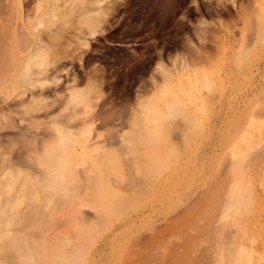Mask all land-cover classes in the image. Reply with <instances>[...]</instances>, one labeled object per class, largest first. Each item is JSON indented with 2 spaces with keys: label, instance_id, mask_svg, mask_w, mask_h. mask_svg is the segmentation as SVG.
I'll use <instances>...</instances> for the list:
<instances>
[{
  "label": "rangeland",
  "instance_id": "374dc122",
  "mask_svg": "<svg viewBox=\"0 0 264 264\" xmlns=\"http://www.w3.org/2000/svg\"><path fill=\"white\" fill-rule=\"evenodd\" d=\"M12 1H0V11L8 12H0V16L6 18V23L0 26V199L6 196L5 186L14 181L8 206L9 209L14 207L10 213L17 214L19 219L10 223L7 229L2 225L0 236L28 238L35 251V260H20L15 254L9 255L12 249L7 247L6 240H0V264H41L44 253L53 254L55 249L81 252V264H232L238 252L244 253L243 264H264V42L259 41L256 31L258 16L264 17V0H204L203 12L209 28L206 35H202L199 26L184 27L183 22L189 17L179 0H104L106 4L100 2L104 6L97 3L95 5L100 6L93 5L96 10L91 11L83 10L87 0ZM28 1L34 2L29 4ZM188 2L189 6L197 5L193 0ZM36 3L37 6L41 4L39 8ZM38 11L42 12L39 14ZM24 13L30 16L31 27ZM33 16L37 26L32 23ZM85 16L94 18L97 26L91 29L83 21ZM243 16L250 20L246 31H243ZM3 28L9 33L2 31ZM245 32L248 53L242 58L238 52ZM55 37H60V41ZM39 40L42 43H38ZM24 46L28 48L25 52ZM67 49L72 51L67 52ZM54 51L58 52L55 54L58 57ZM73 51H76L74 56ZM29 52L34 54L33 58L43 59L44 64L48 60L49 64L33 66L29 76L31 81L21 85L25 91L20 87V92L24 91L20 96L13 87L16 77L26 66L28 57L25 55ZM61 52L66 58L72 55L67 60L65 55H60ZM51 53L53 60L47 58L48 54L53 56ZM62 56L63 61L58 62ZM19 60L23 61L18 67ZM183 61L192 68L193 64H199L200 68L214 75L213 88L217 97L211 100L209 113L203 114L204 122L217 115L228 119L223 126L213 130H209L210 126L206 124L203 131L208 136L189 144L171 138L155 141L154 146L156 143L157 146L154 148L159 149L161 158L163 156L156 162L164 164L160 171H153L142 159L143 153L151 149V142L122 141L121 135L131 132L134 121L143 117L145 106L155 105L165 114L162 88L167 85L164 83L169 72L179 77L175 67L176 64L181 67ZM61 71L62 81L57 84ZM76 77L79 78L77 83ZM41 80L50 83L39 88L43 84ZM6 88L9 93L4 92ZM77 88L84 91L82 98L89 101L86 107L83 106L85 109L80 104L74 107V103L69 104L71 99L68 98L69 103L66 99L71 94L68 92ZM42 99H46L44 103L48 107ZM54 102L67 108L49 107ZM40 103L47 110L52 108V112H43L46 109L43 107L37 112ZM251 121L255 123L252 126ZM49 125L54 127L51 131ZM47 128L49 131H45ZM58 128L73 134L78 153L82 151V145L89 146L90 154L85 151L89 160L85 163L77 161L70 172L73 177L70 197L47 190L44 186L46 172L34 161L58 144L61 138ZM176 129L165 123L161 135L164 137L163 134ZM219 130L221 136L217 134ZM58 131L60 134L54 133ZM257 142L260 144L248 151L249 146ZM171 148L175 150L173 155L176 153L173 160L167 158ZM206 149L209 151L205 152ZM211 150L217 155L211 156ZM109 157L115 160V168L106 163ZM247 161L249 168L239 172L236 164ZM213 174L215 178L209 182ZM206 181L209 183L205 185ZM235 181L252 185V199L236 217L216 221L218 206L222 204L220 200L228 196ZM24 188L25 194L21 192ZM192 192L194 194L190 197ZM33 196L39 197V201H34ZM49 196L54 198L52 204L46 200ZM103 196L108 201L111 197L115 200L105 206ZM198 206L204 207L206 213L200 220L206 239L199 244L193 239L194 229L190 232L191 238L186 240L182 229L177 227L185 216H193ZM222 224L228 234L222 235L214 230V226ZM21 253L26 252L21 250Z\"/></svg>",
  "mask_w": 264,
  "mask_h": 264
},
{
  "label": "bare ground",
  "instance_id": "6f19581e",
  "mask_svg": "<svg viewBox=\"0 0 264 264\" xmlns=\"http://www.w3.org/2000/svg\"><path fill=\"white\" fill-rule=\"evenodd\" d=\"M1 2H4V1H2V0H0ZM14 1V0H13ZM12 1V2H13ZM34 1H36V0H34ZM34 1H31L32 3L34 2ZM57 1V0H56ZM69 1V0H68ZM103 1V3H105V1L104 0H87L86 2H85V6H83L84 8H83V10H86V11H91V10H96V9H94V8H92V6L94 5L95 7H99L101 4H100V2H102ZM123 1V0H122ZM126 1V0H125ZM189 0H179V5H182V6H184V8L186 7V10H185V13L187 14V16L189 17V19H188V21H184L183 22V24H184V27L187 29H189V28H191L192 26L193 27H197V26H199L198 28H200L201 30H202V35H206V33H208L209 32V28H208V22H206V20H205V13L203 12V9L205 8L204 7V3H203V1L204 0H193V1H195L196 3H197V5H195V4H193V5H195V6H189V5H187L188 3H190V2H188ZM12 2H10V3H12ZM38 2H41V1H38ZM43 2V1H42ZM109 2V1H108ZM107 2V3H108ZM188 2V3H187ZM27 3H29V1L27 2ZM32 3H29V4H32ZM97 3H99L100 5H95V4H97ZM122 3H124V2H122ZM206 3V2H205ZM13 4V3H12ZM82 4H83V2H82ZM106 4V3H105ZM191 4V3H190ZM3 5V4H2ZM5 5V4H4ZM8 7H10L9 5H11V4H6ZM25 5H27V4H25ZM39 5H41V4H38V6H37V3H36V5L35 6H37L38 8H39ZM45 5V4H44ZM71 5H72V3H71ZM103 5V4H102ZM127 4H125L124 6H126ZM232 5V4H231ZM43 6V5H42ZM93 6V7H94ZM104 6V5H103ZM123 6V7H124ZM1 7V6H0ZM26 8H27V6H25ZM37 7H35V9H37ZM51 7V6H50ZM49 7V8H50ZM102 7V6H101ZM122 7V8H123ZM5 8V7H4ZM25 8V9H26ZM34 8V7H33ZM42 8V7H41ZM44 8V7H43ZM70 8H72V6H70ZM118 8V7H117ZM235 8V7H234ZM12 11H14V6H12ZM31 9H32V6H31ZM34 9V10H35ZM68 9V8H67ZM73 9V8H72ZM72 9L70 10L71 12H72ZM75 9V8H74ZM124 9V8H123ZM48 10V9H47ZM50 10V9H49ZM11 11V12H12ZM33 11V10H32ZM43 11V10H42ZM42 11H38L39 12V14L42 12ZM46 11V10H45ZM58 11V10H57ZM69 11V10H68ZM69 11V12H70ZM113 11V10H112ZM1 13H3V12H7V11H0ZM35 12V11H34ZM37 12V11H36ZM35 12V13H36ZM76 12V11H75ZM119 12H120V10H119ZM0 13V14H1ZM8 13V12H7ZM35 13H33V15L35 16L36 14ZM47 14H48V11L46 12ZM74 13V12H73ZM84 13V12H83ZM178 13V12H177ZM4 14V13H3ZM24 14H26V15H24V16H27V18H26V20H28V17L30 18V16L29 15H27V13H24ZM44 14V13H43ZM51 14V13H50ZM72 14V13H71ZM75 14H77L78 15V13L76 12ZM85 14V13H84ZM87 14H90V13H87ZM93 14V13H92ZM100 14V13H99ZM104 13H103V11H102V15H103ZM119 14V13H118ZM2 15V14H1ZM12 15V14H11ZM46 15V14H45ZM44 15V16H45ZM64 15V14H63ZM69 15V14H68ZM108 15H109V13H108ZM112 15V14H111ZM172 15H174V13H172ZM177 15V14H176ZM198 15H200V17H198L197 18V16ZM13 16V15H12ZM34 16H33V18L32 19H34ZM42 16V15H41ZM49 16V15H48ZM175 16V15H174ZM1 17V16H0ZM38 17V16H37ZM61 17V16H60ZM74 17V16H73ZM100 17V16H99ZM2 18V17H1ZM174 18V17H173ZM172 18V20H176V18H174L173 19ZM187 18V17H186ZM261 18H263V19H261ZM3 19H4V21L5 22H3ZM10 18H8V20H9ZM38 19V18H37ZM80 19H82V18H80ZM79 19V20H80ZM111 19V18H110ZM185 19V18H184ZM25 20V21H26ZM83 20V19H82ZM82 20H81V22H82ZM109 19H107V21H108ZM171 20V19H170ZM171 20V21H172ZM174 20V21H175ZM195 20V21H194ZM2 22H0V26L2 25V23H6V18H5V16L3 15V18H2V20H1ZM33 21H37L36 19H34V20H32V23L33 24H35L36 26H37V24L36 23H38V22H33ZM41 21H42V17H41ZM46 21V20H45ZM84 21V23H86L87 25H89V27L91 28V29H93V28H95L96 26H97V21L93 18H90L89 16H85V19L83 20ZM102 21V20H101ZM103 21H106V19L105 20H103ZM103 21H102V23H103ZM249 18H247V17H244L243 16V25H244V28H243V31H246V26H248L249 25ZM14 22V21H13ZM27 22V21H26ZM48 22V21H47ZM24 23V22H23ZM28 23H29V20H28ZM31 23V22H30ZM29 23V24H30ZM42 23H44L43 21H42ZM77 23H78V21H77ZM76 23V24H77ZM83 23V22H82ZM10 25H11V21H10V23H9ZM106 24V23H105ZM104 24V25H105ZM110 24V23H109ZM20 25V24H19ZM64 25H66V24H64ZM5 27H6V25H4ZM24 26V25H23ZM26 26V25H25ZM36 26H32V27H34V29H35V27ZM111 26V25H110ZM11 27V26H10ZM13 27H14V25H13ZM20 27V26H19ZM30 27H31V24H30ZM102 28H103V25L101 26ZM7 28H9V26H7ZM7 28H5V29H7ZM37 28V27H36ZM65 28V27H64ZM108 28H110V27H108ZM32 29V28H31ZM60 29V28H59ZM83 29V28H82ZM96 29H98V28H96ZM192 29V28H191ZM195 29V28H194ZM64 30V29H63ZM2 31H6V30H4V28H3V30ZM7 31H8V29H7ZM6 31V33H9V31L7 32ZM25 32H26V34L28 35L29 33H27V31L26 30H24ZM74 31V30H73ZM192 31V30H191ZM256 31H257V33H258V38H259V41L261 42V43H263L264 42V17L263 16H258V19H257V28H256ZM1 32V31H0ZM61 32V31H60ZM97 32V31H96ZM95 32V30H94V33H96ZM103 32V31H102ZM2 33V32H1ZM37 33V32H36ZM47 33V32H46ZM49 33V32H48ZM47 33V34H48ZM63 33V32H62ZM93 33V32H92ZM91 33V34H92ZM93 33V34H94ZM226 33V32H225ZM47 34L45 35V36H47ZM97 34V33H96ZM8 35V34H7ZM10 35V34H9ZM26 35V36H27ZM70 35H71V33H70ZM78 35V34H77ZM98 35V34H97ZM29 36V35H28ZM64 36V35H63ZM10 37V36H9ZM49 37L50 38H54V37H52V36H50V33H49ZM66 37H68V36H66ZM72 37V36H71ZM205 38H206V36H204ZM31 38V37H30ZM57 40L60 38H58V37H55ZM62 38V37H61ZM69 38V37H68ZM67 38V39H68ZM91 38V37H90ZM246 32L244 33V37H243V39H242V42H240L241 43V46H242V48H241V50L238 52V56H240V57H242V58H244L245 56H246V54L248 53L247 51H248V44H246ZM66 39V38H65ZM78 39H79V37H78ZM78 39H76L75 38V40H78ZM33 40V39H32ZM31 40V41H32ZM46 40L48 41V38H46ZM61 40H63V39H61ZM201 40V39H200ZM34 42H35V40H33ZM59 41H60V39H59ZM79 41V40H78ZM42 43V41H40L39 40V42L38 43ZM45 42V41H44ZM64 42V41H63ZM69 42V41H68ZM71 42V41H70ZM76 42V41H75ZM197 42H198V40H197ZM5 44V46H6V42H4ZM53 43V42H52ZM62 43V42H61ZM65 43H66V41H65ZM64 43V44H65ZM80 43V42H79ZM87 43V42H86ZM95 43V42H94ZM233 43V42H232ZM68 44V43H67ZM67 44H66V47H67ZM74 44V43H73ZM72 44V45H73ZM75 44H77V42L75 43ZM83 44V43H82ZM1 45V44H0ZM8 45V44H7ZM45 45H46V43H45ZM48 45V44H47ZM46 45V46H47ZM50 45H51V43H50ZM90 45V44H89ZM5 46H4V48H5ZM26 46V45H25ZM25 46H24V52H25V50L27 49L28 50V48H26L25 49ZM54 47L55 45H51V47ZM70 46H71V44H70ZM86 46V45H85ZM85 46H82V47H85ZM229 46H230V44H229ZM30 47V46H29ZM42 47H44V46H42ZM50 47V46H49ZM52 47V48H53ZM73 47V46H72ZM80 47H81V45H80ZM79 47V48H80ZM3 48V47H2ZM37 48V47H36ZM38 48H39V46H38ZM54 48H56V47H54ZM68 48H69V44H68ZM30 49V48H29ZM50 49V48H49ZM48 49V50H49ZM57 49V48H56ZM72 49V48H71ZM77 48H75L74 47V50H76ZM85 49V48H84ZM60 50V49H59ZM78 50V49H77ZM81 50V48L79 49V51ZM32 51V50H31ZM34 51V50H33ZM65 50H63V52H64ZM70 51H72V50H70ZM70 51H68V49H67V52H70ZM46 52H47V50H46ZM63 52H61L60 53V55H65V54H69V53H67L66 51H65V54H63ZM31 52H29L27 55H25V58H26V56L28 57V60H27V62H26V66H25V68L18 74V76L16 77V82H15V86L13 87V86H11L10 88H14L15 89V91H17L18 90V92H20V90L19 89H23V87L21 86V85H23V84H28L29 83V76H30V73H31V71H32V68H33V66L35 67V66H37V67H40V65H43L44 64V61H43V59H42V61L40 60V61H38V58H33V56H34V54L32 53V54H30ZM41 53H43L42 51H41ZM54 53V55L55 54H57L58 52H56L55 53V51L53 52ZM74 53H76V51H73V55L72 56H74ZM83 53H87V51H83ZM82 53V54H83ZM52 54V53H51ZM79 54V53H78ZM38 55H39V53H38ZM46 55V54H45ZM53 55V54H52ZM54 55L53 56H49V54H48V56H47V58L49 57H51L52 58V60H53V57H54ZM71 55H70V57H71ZM84 55V54H83ZM83 55H82V57H83ZM56 57H58V55H55ZM63 56H62V58L61 59H59L58 60V62L60 61H63L62 59H63ZM67 56H69V55H67ZM76 56L77 55H75V59H76ZM84 56H86V54L84 55ZM56 57L54 58V59H56ZM70 57H67L66 58V55L64 56V59H69ZM79 57V56H78ZM77 57V58H78ZM24 58V59H25ZM42 58V57H41ZM47 58H46V60H47ZM50 58V59H51ZM74 58L72 57L71 59H73L74 60ZM22 59H23V57H22ZM40 59V58H39ZM45 59V58H44ZM58 59V58H57ZM82 59V58H81ZM77 60V59H76ZM80 60V59H79ZM150 60V59H149ZM184 60V59H183ZM22 61L23 60H19L18 61V67H19V65L22 63ZM25 61V60H24ZM19 62H21V63H19ZM184 62V61H183ZM48 63V60L46 61V63L44 64V65H46ZM65 63V62H64ZM49 64V63H48ZM52 64V63H51ZM55 64V63H54ZM5 65H7V63L5 64ZM64 65V64H63ZM239 65V64H238ZM52 66H54V65H52ZM61 66V65H60ZM176 66L177 67H175L176 68V72L178 73V75H179V77H177L175 74H173V72H169V77H168V79H166V77L164 78V79H166V81H165V83H164V85L167 83V85L166 86H164V88H162V90H163V96H164V98H165V104H166V112H165V114L163 115V113L162 112H160L159 111V109L157 108V107H155V105H152V104H150V105H148V106H145V107H143V117L140 119V120H137V121H134V123H135V126L132 128V130H131V132H129L128 134H126V135H121V140L122 141H149V143L151 142V149L149 148V150H147L146 152H144L143 153V155H142V159L146 162V164H147V166L148 167H150V170H153V171H160L161 169H162V164H164V163H162V164H160V162H156V160H158L159 158L160 159H162L163 158V156H162V158L160 157L162 154L160 153V152H158L159 151V149H157L156 150V148H154L155 146H157V143L155 144V146H154V143H155V141H159V139L160 138H171V140L172 139H178V140H183V141H186V143H190V141H194V140H197V139H202V138H206L207 136H208V134L206 133V132H204L203 130L205 129V126H206V124L207 125H209L210 126V129L209 130H213V128H215V127H219V125H221V126H223V123L224 122H226V120L228 119V117H225V116H223L222 118H219V116L217 115L216 117H214V118H212L211 120H207V122H204L205 121V119L203 118V114H205L206 115V113H209V111H210V104H211V100H213V98H216L217 96H216V94L214 93V88H213V86H214V84H215V79H214V75H213V73L212 72H210V71H208L207 69H205V68H200L199 67V64H193V68L191 67V65L190 64H187L186 62H184V63H182V65H181V67H178V65L176 64ZM4 67V66H3ZM59 67V66H58ZM163 67V66H162ZM44 68H45V66H44ZM48 67H46V69H47ZM69 68V67H68ZM5 69V67L2 69V71ZM7 69V68H6ZM35 69V68H34ZM49 69V68H48ZM63 69V68H62ZM81 69V68H80ZM162 69H164V68H162ZM161 69V70H162ZM18 70V68H16V71ZM59 70H60V68H59ZM58 70V71H59ZM64 70V69H63ZM250 70H251V68H250ZM15 71V72H16ZM65 71V70H64ZM34 72V71H33ZM69 72V71H68ZM34 73H36V72H34ZM66 73V72H65ZM33 74V73H32ZM62 71H61V74L60 75H58V73H57V75H58V77L59 78H57L56 79V81H55V78L53 77V80H54V82L53 83H57L58 84V82H61L62 80ZM42 75V74H41ZM47 75V74H46ZM77 75V74H76ZM4 76V75H3ZM15 76V75H14ZM14 76L12 75V77L14 78ZM60 76H61V78H60ZM40 77V76H39ZM55 77H57V76H55ZM49 78V77H48ZM67 78V77H66ZM44 79H45V77H44ZM59 79H60V81H59ZM79 79V78H78ZM78 79H77V77L75 78V82L77 83V81H78ZM46 80V79H45ZM31 81V80H30ZM32 81H33V79H32ZM35 81V80H34ZM42 82H43V84L41 85V86H39V88L41 87L42 88V86L44 85V84H49L50 83V81H49V83H44V80H41ZM11 82H12V79H11ZM63 82H64V77H63ZM37 84L39 85V83L37 82ZM41 84V83H40ZM60 84V83H59ZM35 85V84H34ZM94 85V84H93ZM21 87V88H20ZM32 87V86H31ZM38 87V86H37ZM44 87V86H43ZM256 87V86H255ZM36 88V87H35ZM7 90L5 91L4 90V92H7V93H9L10 91H8L9 89L8 88H6ZM27 89V88H26ZM34 89V88H33ZM36 89H38V88H36ZM58 89V88H57ZM257 89V88H256ZM11 90H13V89H11ZM24 91H25V89H23ZM28 90V89H27ZM42 90V89H41ZM82 89H80L79 90V88H77V89H73V90H71V92L69 91L68 93H71L70 95H71V97H70V95L66 98L67 100H68V103H69V99L68 98H70L71 99V102L72 103H69V104H75V106L74 107H76L78 104H80V106H81V108L83 107V106H87L88 104H89V101H87L85 98H82V94L84 95L85 93H84V91L82 90ZM255 90V89H254ZM253 90V91H254ZM15 91L14 92H12L13 94L15 93ZM23 91V92H24ZM87 91H88V89H87ZM22 90H21V92L19 93L20 94V96H22ZM28 92H30L31 94H32V92L31 91H29L28 90ZM6 94V93H5ZM12 94V95H13ZM25 94H27V91H26V93ZM25 94H23V95H25ZM3 95H4V93H3ZM2 95V96H3ZM29 95V94H28ZM27 95V96H28ZM64 95V94H63ZM62 95V97H65V96H63ZM251 95V94H250ZM58 96V95H57ZM182 96H185V98H183ZM249 96V95H248ZM19 97V96H18ZM55 97L56 96H54V99H55ZM59 98L61 97L60 95L58 96ZM57 97V98H58ZM99 97V96H98ZM17 98V97H16ZM23 97H21V99H22ZM48 97H46V99H47ZM95 98V97H94ZM245 98V97H244ZM23 99H25V97L23 98ZM27 99H29V98H27ZM33 99V98H32ZM46 99H42L43 100V103H44V101L46 100ZM34 100V99H33ZM48 100V99H47ZM51 100V99H50ZM53 100V99H52ZM58 100V99H57ZM244 100H247L246 98L244 99ZM244 100H243V102H244ZM56 101V100H55ZM91 101V100H90ZM47 102V101H46ZM59 102V101H58ZM57 102V103H58ZM247 102V101H246ZM34 103V102H33ZM48 103H49V101H48ZM52 103V102H51ZM50 103V104H51ZM55 103V104H54ZM53 103V106H52V104L51 105H49V107L51 106V107H56L57 105V103L56 102H54ZM64 103V102H63ZM65 103H66V101H65ZM44 104H47V103H44ZM77 104V105H76ZM83 104V105H82ZM243 104V103H242ZM242 104H241V106H242ZM39 105V104H38ZM65 105V104H64ZM59 107H62V106H60V105H58ZM57 106V107H58ZM66 106V105H65ZM65 106H63V108L65 107ZM79 106V107H80ZM190 106H193L195 109H194V111H196V112H194V111H192V109L190 108ZM39 106H37V109H39L37 112H39L41 109H42V107L43 108H46V106H44L43 104H41L40 103V108H38ZM47 107H48V104H47ZM58 107V108H59ZM32 108V107H31ZM65 108H67V107H65ZM64 108V109H65ZM68 108H69V106H68ZM84 108V107H83ZM82 108V109H83ZM243 108V107H242ZM36 109V110H37ZM54 109V108H53ZM80 108H77V110H79ZM85 109V108H84ZM90 110H92L91 108H89ZM89 109H88V111H89ZM26 110H28V109H26ZM34 110V109H33ZM33 110L31 111V112H33ZM43 110V109H42ZM51 110V111H50ZM62 109H60V111H61ZM223 110V109H222ZM29 111V110H28ZM45 111H50V112H52V108H50V109H48L47 110V108L43 111V112H45ZM54 111V110H53ZM81 111V110H80ZM83 112L85 111V110H82ZM88 111H87V113H88ZM37 112H35V113H37ZM43 112H40V113H43ZM50 112H49V114H50ZM74 112V111H73ZM237 112V111H236ZM7 112H5V114H6ZM39 113V114H40ZM46 113V112H45ZM63 113V112H62ZM82 113V112H81ZM84 113H86V111L84 112ZM222 113V112H221ZM49 114H48V116H49ZM83 114V113H82ZM81 114V115H82ZM224 114V113H223ZM33 115H34V112H33ZM36 115H38V114H36ZM36 115H35V117H36ZM55 116H56V114H54ZM54 115H52V116H54ZM69 115V114H68ZM67 115V116H68ZM76 115V114H75ZM78 115H79V113H78ZM85 115H87V114H85ZM204 115V116H205ZM5 116V115H4ZM8 116V113H7V115H6V117ZM77 116V115H76ZM75 116V117H76ZM80 116V115H79ZM88 116V115H87ZM86 116V117H87ZM9 117V116H8ZM37 117H39V116H37ZM62 117V116H61ZM64 117V116H63ZM62 117V118H63ZM65 117H66V115H65ZM81 117V116H80ZM220 117H221V115H220ZM46 118V117H45ZM74 118V117H73ZM207 118V117H206ZM39 119V118H38ZM44 119V118H43ZM58 119H61V118H58ZM64 119V118H63ZM67 119H68V117H67ZM50 120V119H49ZM54 120H56V119H54ZM69 120V119H68ZM59 121V120H58ZM8 122V121H7ZM16 122V121H15ZM14 122V123H15ZM23 122H25V121H23ZM86 122V121H85ZM29 123H32L31 121H29ZM54 123V122H53ZM52 123V125H54ZM168 124L169 126H170V128H172V127H174V128H177L176 129V131H170V132H168V133H165V134H163L164 135V137H162V127H163V125L164 124ZM8 124V123H7ZM44 124V123H43ZM234 124V123H233ZM255 123H254V121H251V123H250V126H252V125H254ZM3 125H5L6 126V124H4V122H3ZM15 125V124H14ZM14 125H12V126H14ZM17 125V124H16ZM28 125V124H27ZM26 125V126H27ZM32 125V124H31ZM46 125H48V124H46ZM152 125V126H151ZM57 126H58V124H57ZM220 126V127H221ZM10 127V126H9ZM49 127H51L50 125H49ZM7 128H8V126H7ZM15 128H16V126H15ZM52 128H54L53 126L51 127V129H49L50 131L52 130ZM89 128H90V126H89ZM88 128V129H89ZM2 129V128H1ZM59 129V128H58ZM3 130H4V128H3ZM15 130V129H14ZM46 130H48V128L47 129H45V131ZM48 130V131H49ZM59 130H61V138L59 139L60 141L58 142V144L56 145V146H54L53 145V147H50V148H48L46 151H45V153L43 154V157L40 159V158H38V160L37 159H34V161H35V163L38 165L39 164V167H41L45 172H46V176H45V180H44V186L47 188V190H49V191H51L53 194H55V193H57V192H62L63 193V195H64V197H70L71 195H70V185L72 184V181H73V177H72V175L70 174V172H71V170H72V167H74V165H75V163L77 162V161H81V162H83V163H85V162H87L88 160H89V157L90 156H86V150H88V145H82L83 147H82V151H80V153H78L76 150H75V148H76V142H77V140H75L74 139V137H73V134L70 132V131H68V130H65V129H59ZM220 130H222V127H221V129ZM220 130H219V133H217V134H220L221 132H220ZM232 130V129H231ZM56 131V130H55ZM60 131H58V133H56V132H54L55 134H60L59 133ZM89 132V131H88ZM29 134V133H28ZM42 134V133H41ZM222 134V133H221ZM221 134H220V136H221ZM24 135V134H23ZM26 136V135H25ZM24 136V138H26ZM36 137V136H35ZM58 137V136H57ZM21 138V137H20ZM30 138H31V136H30ZM216 138H217V140H218V136H216ZM229 138V137H228ZM22 139V138H21ZM34 139H36V138H33V140ZM221 139V138H220ZM58 140V139H57ZM14 141V140H13ZM25 141V140H24ZM26 141H27V138H26ZM84 141H86V143H87V139H85L84 138ZM214 141H215V139H214ZM221 141V140H220ZM36 143V142H35ZM260 144V142H257V143H255L253 146L251 145V146H249V150L248 151H251L252 150V147H254V146H256V144ZM51 145V144H50ZM208 149H210V148H208ZM15 150V149H14ZM187 150V149H186ZM214 150V153H216L215 152V150L216 149H213ZM213 150H211L212 151V154H213ZM18 151V150H17ZM17 151H15L16 153H17ZM207 151H209V150H207L206 149V151L205 152H207ZM14 152V151H13ZM14 152V153H15ZM173 152H175V150L174 149H170V151H169V153H168V159L170 158V159H174V158H176V153H175V155H173ZM88 154H90L89 153V150H88ZM3 155V154H2ZM14 155H16V154H14ZM208 155H210V154H208ZM215 155H217V154H213V155H211V156H215ZM5 156V155H4ZM27 156V155H26ZM174 156V157H173ZM205 156H207L206 154H205ZM204 156V157H205ZM218 156H219V154H218ZM3 157V156H2ZM6 157V156H5ZM5 157H4V159H5ZM39 157V156H38ZM209 157V156H208ZM215 158V157H214ZM7 159H10V157L8 158L7 157ZM31 159V158H30ZM30 159H28V160H30ZM186 159V158H185ZM210 159H212L211 157H210ZM175 161V160H174ZM201 161V160H200ZM218 161V160H217ZM105 162V161H104ZM113 162H115V160L113 159V158H111V157H109V158H107V160H106V163L108 164V165H110V166H112L113 165ZM248 162V161H247ZM247 162L244 164V163H241V162H239V163H237L236 164V166H237V168H238V171L240 172H242V171H244L245 169H247V168H249V162H248V164H247ZM30 163V162H29ZM200 163V162H199ZM204 163V162H203ZM115 165H116V162L114 163ZM217 164V163H216ZM115 165H113L114 166V168H115ZM216 167V166H215ZM32 169V168H31ZM34 169V168H33ZM14 170V169H13ZM6 175V174H5ZM13 175V174H12ZM11 175V176H12ZM191 175V174H190ZM203 175V174H202ZM215 176V174H213L211 177H210V181L209 182H212L214 179H213V177ZM226 176V175H225ZM224 176V177H225ZM4 178V177H3ZM202 178V177H201ZM201 178H200V181H201ZM215 178V177H214ZM208 179V178H207ZM3 180V179H2ZM5 180V179H4ZM15 180H16V178H15ZM220 180V179H219ZM222 180H224V179H222ZM75 182V181H74ZM209 182H205L204 184L206 185V184H208ZM226 182V181H225ZM0 183H1V181H0ZM14 183V181L12 182V183H8V185H6L5 186V188H6V190H5V197H3L2 199H0V233H1V231H2V225H5V228L7 229L8 228V225H10V223H12V222H14V221H16V220H18L19 219V216L17 215V214H15V213H10V210H11V212H12V210H13V206H11L10 207V209H9V206H8V203L10 202V200H11V193H10V191L14 188V185L15 184H13ZM222 183V182H221ZM4 185V184H3ZM220 186V185H219ZM198 187V186H197ZM203 187V186H202ZM196 188V187H195ZM253 188H252V185H250L249 184V182L248 183H243L242 181H235V183L230 187V190H229V193H228V196L226 197V198H221V200H220V203H222V204H220L219 206H218V209H217V217L215 218V220L216 221H223V219H225L226 217H236V215L242 210V209H244L245 208V206H247L248 205V203L251 201V197H252V195H253V190H252ZM100 190V189H99ZM99 190L97 189L96 190V192H99ZM194 190V189H193ZM189 191V190H188ZM21 192L23 193V194H25V188L23 189V190H21ZM194 192V191H193ZM192 192V194L190 193V197L194 194ZM186 194L188 193V192H185ZM198 195V194H197ZM36 198V199H35ZM183 198H184V196H183ZM25 200L27 199V198H24ZM24 199H23V201H24ZM32 199H35L34 201H39L38 199H39V197H37V196H33L32 197ZM102 199H106V202H105V206H107V204H109V202L112 204V201L113 200H115V198H113V200H112V197L109 199V201H108V199L106 198V197H104L103 196V198ZM192 199H193V197H192ZM47 200V202L49 203V204H52L53 202H54V198L52 197V196H49L48 197V199H46ZM176 200V199H175ZM184 200H185V198H184ZM40 201H41V199H40ZM33 204H35V202L33 203ZM79 204V203H78ZM183 204V203H182ZM189 204V203H188ZM187 204V205H188ZM167 205H169L170 206V204H167ZM31 206V205H30ZM102 206H103V204H102ZM105 206H104V208H105ZM169 206H167V207H169ZM172 206H174V205H172ZM171 206V207H172ZM185 208V207H184ZM180 209V208H179ZM197 209H198V211L193 215V216H189V214L187 215V216H185L184 217V219H183V221H182V223H181V225H179V226H177V227H179V228H181L182 229V231H183V234L185 235V238H186V240H189L190 238H191V235H190V232H191V230L192 229H194L195 230V234L193 235V239L195 240V241H197V244H199L200 242H202L203 240H205L206 239V236L205 235H203L204 233H202L203 232V230H202V225L200 224V220H202V218L204 217V216H206V213H205V210H204V207H200V206H198L197 207ZM212 209H213V207H212ZM213 211V210H212ZM211 214H212V212H211ZM171 215V214H170ZM259 215H261V214H259ZM258 215V216H259ZM264 216V215H263ZM166 217H169L168 215L166 216ZM7 219V220H6ZM140 219V218H139ZM7 221H9V222H7ZM214 230H216V232L218 233V231L219 232H221V234L222 235H224V234H228L229 233V231H226V229H225V225H220V227L219 226H214ZM212 231H213V228H212ZM139 233V232H138ZM137 233V234H138ZM222 235H221V237H220V239L222 238ZM0 240L2 241V240H6V242H7V247L8 248H10V249H12V251H10V253H9V255H11V256H14V254L20 259V260H26V261H34L35 259H34V257H35V251L33 250V245H32V243H31V241L28 239V238H26V237H22V238H12V237H9L8 235H5V236H0ZM1 241H0V245H2L1 244ZM200 241V242H199ZM44 247V246H43ZM45 248V247H44ZM49 248V247H48ZM42 249V248H41ZM47 249V248H46ZM45 249V250H46ZM21 250L22 251H24V252H26V253H21ZM33 250V251H32ZM47 250H50V249H47ZM51 250H52V248H51ZM2 252V247H0V253ZM51 252V251H50ZM52 254V252L51 253H49L48 251H46L45 253H44V259H43V261H42V263L41 264H81V252H79V251H75L74 253H70V252H67V251H64V250H56L55 249V251L53 252V254ZM40 255V254H39ZM38 255V256H39ZM8 258V257H7ZM243 258H244V253H242V252H238L237 253V255H236V257L231 261V263L232 264H243Z\"/></svg>",
  "mask_w": 264,
  "mask_h": 264
}]
</instances>
